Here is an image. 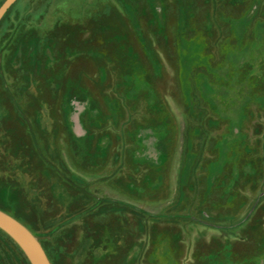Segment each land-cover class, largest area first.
Listing matches in <instances>:
<instances>
[{
    "label": "rangeland",
    "instance_id": "rangeland-1",
    "mask_svg": "<svg viewBox=\"0 0 264 264\" xmlns=\"http://www.w3.org/2000/svg\"><path fill=\"white\" fill-rule=\"evenodd\" d=\"M0 206L52 264H264V0H17Z\"/></svg>",
    "mask_w": 264,
    "mask_h": 264
},
{
    "label": "water",
    "instance_id": "water-1",
    "mask_svg": "<svg viewBox=\"0 0 264 264\" xmlns=\"http://www.w3.org/2000/svg\"><path fill=\"white\" fill-rule=\"evenodd\" d=\"M17 0H5L0 6V21ZM0 228L11 235L25 251L32 264H52L44 246L20 220L0 209Z\"/></svg>",
    "mask_w": 264,
    "mask_h": 264
},
{
    "label": "trees",
    "instance_id": "trees-1",
    "mask_svg": "<svg viewBox=\"0 0 264 264\" xmlns=\"http://www.w3.org/2000/svg\"><path fill=\"white\" fill-rule=\"evenodd\" d=\"M2 78V77H1ZM1 83H2V81H1ZM0 209H2V210H4V211H6L7 213H9V214H11L12 215V213H10L7 209H5L4 207H2V206H0ZM13 216V215H12ZM16 218V217H15ZM22 222V221H21ZM46 250V249H45ZM47 252V251H46ZM47 254H48V252H47ZM48 256H49V254H48ZM50 258V257H49ZM51 260V259H50ZM52 262V261H51Z\"/></svg>",
    "mask_w": 264,
    "mask_h": 264
}]
</instances>
